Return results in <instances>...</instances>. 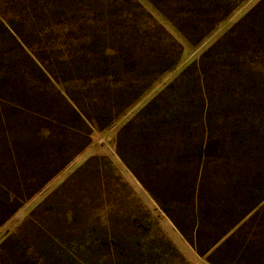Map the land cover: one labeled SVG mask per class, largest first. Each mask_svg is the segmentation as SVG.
<instances>
[{
    "label": "rangeland",
    "instance_id": "rangeland-1",
    "mask_svg": "<svg viewBox=\"0 0 264 264\" xmlns=\"http://www.w3.org/2000/svg\"><path fill=\"white\" fill-rule=\"evenodd\" d=\"M0 264H264V0H0Z\"/></svg>",
    "mask_w": 264,
    "mask_h": 264
},
{
    "label": "trees",
    "instance_id": "trees-1",
    "mask_svg": "<svg viewBox=\"0 0 264 264\" xmlns=\"http://www.w3.org/2000/svg\"><path fill=\"white\" fill-rule=\"evenodd\" d=\"M122 134V133H121ZM119 136H120V134H119Z\"/></svg>",
    "mask_w": 264,
    "mask_h": 264
}]
</instances>
